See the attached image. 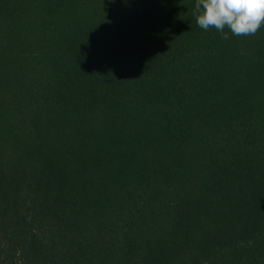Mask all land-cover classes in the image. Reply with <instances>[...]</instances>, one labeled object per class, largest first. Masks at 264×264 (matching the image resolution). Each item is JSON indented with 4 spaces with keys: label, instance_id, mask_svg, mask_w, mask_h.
Masks as SVG:
<instances>
[{
    "label": "trees",
    "instance_id": "1",
    "mask_svg": "<svg viewBox=\"0 0 264 264\" xmlns=\"http://www.w3.org/2000/svg\"><path fill=\"white\" fill-rule=\"evenodd\" d=\"M193 3L0 0V264H264V25Z\"/></svg>",
    "mask_w": 264,
    "mask_h": 264
},
{
    "label": "clouds",
    "instance_id": "2",
    "mask_svg": "<svg viewBox=\"0 0 264 264\" xmlns=\"http://www.w3.org/2000/svg\"><path fill=\"white\" fill-rule=\"evenodd\" d=\"M192 16L199 28L213 27L223 40L229 39V32L254 35L264 25V0H194Z\"/></svg>",
    "mask_w": 264,
    "mask_h": 264
}]
</instances>
